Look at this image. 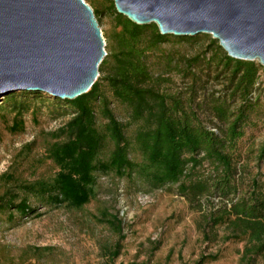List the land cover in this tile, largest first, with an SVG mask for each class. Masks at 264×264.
I'll return each mask as SVG.
<instances>
[{"label":"trees","instance_id":"obj_1","mask_svg":"<svg viewBox=\"0 0 264 264\" xmlns=\"http://www.w3.org/2000/svg\"><path fill=\"white\" fill-rule=\"evenodd\" d=\"M109 8L116 29L110 52L99 66L100 77L87 93L73 100L23 90L3 96L0 111L14 113L12 133L23 132L24 115L37 111V102L45 100L70 119L50 133L46 158L57 168L53 176L24 181L12 171L0 175V224H14L17 216L40 217L43 208L81 210L96 197L99 178L112 174L150 189L175 186L196 211L204 212L205 202L211 201L199 227L205 242L220 246L189 264L217 262L226 244L237 243L242 244L237 264H264V181L256 176L241 192L237 155L238 143L261 105L260 97L253 95L263 67L257 61L231 58L212 39L211 59L221 66L228 83L225 95L216 92L207 99L216 120L208 126L195 109L197 92L184 98L163 91L168 79L155 74L149 62L150 55L171 40L198 36L162 35L155 23L137 25L119 14L114 1ZM93 9L98 18L99 11ZM198 63L199 57H194L185 67L189 72ZM166 65L171 67L172 61ZM115 105L127 111L126 121L117 116ZM258 159H264V146ZM101 221L118 236L113 246L104 247L107 264H113L124 240L123 222L106 211ZM50 250L31 247L21 264L42 259Z\"/></svg>","mask_w":264,"mask_h":264},{"label":"rangeland","instance_id":"obj_2","mask_svg":"<svg viewBox=\"0 0 264 264\" xmlns=\"http://www.w3.org/2000/svg\"><path fill=\"white\" fill-rule=\"evenodd\" d=\"M85 1L100 13L97 20L108 54L110 37L116 29L109 8L113 0ZM197 36L181 42L171 40L159 52L151 54L149 62L155 74L168 79L161 86L163 91L184 98L190 91L197 92L195 109L203 122L211 126L216 120L210 114L207 99L216 92V95H225L228 82L221 66L211 59L214 47L209 49V45L213 37ZM194 57H199L198 66L188 72L185 61ZM168 60L172 61L171 67L166 65ZM257 86L253 96L260 97L261 105L238 143L241 192L248 190L256 176L264 181V159H258L264 146V69ZM37 103L38 110L29 111L23 117V132H11L14 113L10 109L0 111V175L12 171L18 179L32 181L51 177L57 171L46 158V149L52 142L50 133L64 125L70 114H58L48 100ZM114 109L126 121L127 111L118 105ZM133 129V126L129 128V135ZM210 203V200L205 202L204 212L196 211L178 195L175 186L150 189L140 181L119 179L112 174L102 176L96 197L81 210L43 208L38 211L42 214L40 217L17 216L14 224L1 223L0 263L21 264L22 255L29 248L50 247L44 258L31 259L26 264H107L104 247L113 246L118 236L101 221L106 211L118 214L123 222L124 240L113 264H189L203 253L216 252L220 246L205 242L199 227ZM241 248L240 243L226 244L223 257L211 264H237Z\"/></svg>","mask_w":264,"mask_h":264},{"label":"water","instance_id":"obj_3","mask_svg":"<svg viewBox=\"0 0 264 264\" xmlns=\"http://www.w3.org/2000/svg\"><path fill=\"white\" fill-rule=\"evenodd\" d=\"M162 35L209 34L233 59L264 69V0H113ZM85 0H0V101L15 91L73 100L87 93L107 55Z\"/></svg>","mask_w":264,"mask_h":264}]
</instances>
